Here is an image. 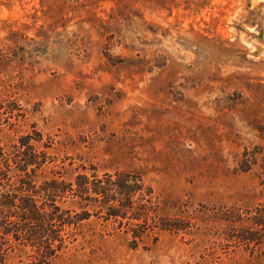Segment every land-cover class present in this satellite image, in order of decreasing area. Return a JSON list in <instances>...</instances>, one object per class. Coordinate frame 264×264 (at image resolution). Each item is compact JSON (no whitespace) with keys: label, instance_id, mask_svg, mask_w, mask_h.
Masks as SVG:
<instances>
[{"label":"rangeland","instance_id":"1","mask_svg":"<svg viewBox=\"0 0 264 264\" xmlns=\"http://www.w3.org/2000/svg\"><path fill=\"white\" fill-rule=\"evenodd\" d=\"M0 104L5 151L139 174L179 229L134 244L92 216L56 264H264L222 220L264 206V0H0Z\"/></svg>","mask_w":264,"mask_h":264},{"label":"trees","instance_id":"2","mask_svg":"<svg viewBox=\"0 0 264 264\" xmlns=\"http://www.w3.org/2000/svg\"><path fill=\"white\" fill-rule=\"evenodd\" d=\"M10 112L0 104V129ZM40 142L22 136L10 151L0 145V264H7L19 249H29L28 264H56L84 221L92 216L125 227L133 243L158 231L179 230L162 218L152 189L131 172L86 173L66 181L49 165ZM224 213L225 237L252 251L264 247V206L245 214Z\"/></svg>","mask_w":264,"mask_h":264}]
</instances>
